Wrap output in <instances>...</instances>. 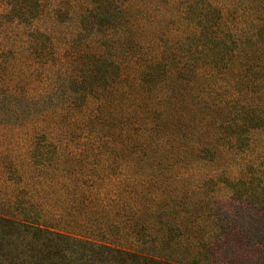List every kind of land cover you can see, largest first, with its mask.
<instances>
[{
  "label": "trees",
  "instance_id": "16d2710c",
  "mask_svg": "<svg viewBox=\"0 0 264 264\" xmlns=\"http://www.w3.org/2000/svg\"><path fill=\"white\" fill-rule=\"evenodd\" d=\"M65 7L76 10L83 25L64 39L72 56L55 52L50 26L38 24L44 16L55 22ZM0 9L28 24L31 57L52 51L62 66L34 93L20 78L7 87L0 84L14 101L34 105L30 119L21 124L27 133L19 131L25 133L19 143L23 153L11 156L18 144L14 141L9 151L0 152V264H86L78 246L141 244L150 236L142 230L143 222L132 232L123 226L131 222L128 216L125 223L123 207L131 203L137 209L140 198L128 199L131 195L117 187L101 193L106 187L97 177L103 181L108 173L97 170L95 157L87 169L68 161L67 137L73 131L59 122L73 120L82 129L93 125L108 139L118 135L120 145L151 152L154 169L172 168L175 162L177 177L185 180L193 178L189 171L254 151L256 134L264 130V0H0ZM88 21L104 27L99 37L90 38L95 44L90 46L79 36ZM109 66L118 77L106 89L96 82L106 83ZM56 78L73 87L63 89ZM110 96L114 103L105 100ZM49 113L56 115L45 119ZM84 156L75 158L81 164ZM261 156L257 163L245 159L248 166L236 177L224 167L196 174V179H213L227 188V199L236 204L218 209L223 212L221 229L204 246L211 260L202 261L196 252L187 263L264 264V152ZM189 194L187 185L179 186L169 208L187 211L183 203ZM109 195L107 203L103 197ZM106 204L116 206L111 233L97 227L91 215ZM171 224L166 227L180 228ZM15 230L23 233L16 241L10 237ZM154 233L153 240L161 236L158 227ZM67 251L79 256H67Z\"/></svg>",
  "mask_w": 264,
  "mask_h": 264
},
{
  "label": "rangeland",
  "instance_id": "374dc122",
  "mask_svg": "<svg viewBox=\"0 0 264 264\" xmlns=\"http://www.w3.org/2000/svg\"><path fill=\"white\" fill-rule=\"evenodd\" d=\"M5 9L3 12L0 9V84L3 81L4 85H1L7 87L16 81L17 78H20L24 82L26 81L24 88L27 90L31 89V93H34L49 84L50 78L47 75L50 72H60L62 70L59 58L53 56L55 52L60 51V53L72 56L71 49L66 50V46L63 43L68 33H73L80 19L75 16L77 11L73 10L72 7L60 8L55 22H51V19L48 17H42L38 24L42 27L50 26L52 35L57 39L55 45L58 49L55 52L46 51L41 56L35 54V58H33L29 55L28 50H26V48L30 49L29 42L25 38L28 24H19L12 19L14 12L5 13ZM90 23L91 21L86 22L84 24L85 30L83 29L79 33L80 38L85 41L86 46L95 45L90 38L99 37V32L104 28L103 26H96L94 23L90 25ZM79 25L83 28L82 24ZM44 46L50 47V44L46 43ZM149 51L151 52V48ZM152 55H156V53ZM152 55L147 57H152ZM147 57L144 58L146 59ZM123 59L127 61V59ZM73 60H79V58ZM127 64L128 62L125 66ZM109 69V73H111L110 66ZM106 75H108L106 83L99 81L96 83L97 85L99 83L101 85L105 84V88L110 89V87L114 86L113 83L116 77H118V73ZM93 77L97 79V77ZM127 77L129 81H132L131 74H127ZM54 80H58L59 85L63 89L67 88L70 90L73 87L72 84L69 85L60 78ZM125 80L127 81L126 74ZM145 82L144 80V84ZM125 84H118L117 87L123 88ZM0 91L2 92L4 89ZM114 99L116 98L110 96L105 100L114 103ZM120 101L122 104L129 103L124 100ZM33 106L24 101H14L7 93H0V152L1 150L9 151L8 149L14 141L18 142V144H15L14 148L9 151L11 156L16 159L23 153V147L19 143L23 139L21 136L25 133L21 134L19 131L26 132L24 129L28 127L21 124L30 119L32 116L30 114L34 110ZM44 115H48L45 119H51L52 116L50 115L54 116L56 114L49 113ZM70 121L68 123L56 122L59 126L73 131L70 134V139L67 137L70 145L68 151L70 159L68 161L73 163L76 161V166L78 165L80 168L87 169L89 167L87 162H92V159L95 157L98 160L97 170L107 171L108 173V177L103 181L97 177V183L100 182L102 188L106 187L101 189V193H104V191L108 192L107 189L117 187L125 195H131L128 199H141L137 209L136 204L130 206L131 203H127L126 207H123L122 210L126 211L123 213L124 216L122 215L125 223L128 222V216H131L129 218L131 220L130 225H123L125 226V230L132 232V229L140 225L141 222H143L144 228L142 230H144L145 234L149 232L150 236H152L157 231V227L161 230L159 238L153 240L149 236L141 244L122 242L112 248L103 247L100 244L82 245L80 248L78 246V250L82 249L85 252L84 260H86V264H189L187 263L188 258L190 256L194 257L198 252H201L200 257L202 261L211 260V258L205 256L206 248L204 246L208 243L211 244L210 241L213 240L214 235L219 233L221 229L219 225L222 223L223 212L218 209L225 206L232 207L236 202H234V199H227V188L216 184V181L213 179L201 181L200 177L196 179L195 176L205 171L216 170L220 172L226 169V171H230L231 175L236 177L237 173L243 171V167L248 166L243 164L246 163L245 159L250 157L249 164L257 163V159L262 157L261 155L264 152V130L256 134V142L254 143L255 146L252 153H246L245 155L237 154L231 157L230 160L218 162L212 166H209V164L199 167L197 172L189 171L193 175V178L185 180L177 177L176 173L179 170H176L175 162L171 161V164L175 167L166 169L156 167L154 169V166L151 164L156 160L152 158L151 152L146 154L141 152V150L138 151V148H127L124 145H120L121 142L118 135L108 139L105 137L104 130H99V134L93 130V125L91 128L82 129L81 125ZM45 124L49 125L48 128L52 127V122H45ZM107 134L109 135V132ZM120 140H123V135ZM102 142L107 143L106 146H101ZM80 145H83L84 148L82 149ZM78 153H81L83 156L85 155L81 164L75 158V155ZM51 156H54V152H52ZM140 156L142 159H139ZM219 167H224L225 169H220ZM184 185H187L188 191H190L187 201L183 203V206H185L183 208L187 211L170 209L169 207L172 203L169 199L177 198L176 190L178 191L179 186L181 190L185 189ZM130 190L134 192V195H132ZM111 194H115V192L112 191ZM103 199L108 203L107 200L111 201V196L109 195L107 198L103 197ZM109 206L110 204L103 205L101 210L92 211L91 215H93L94 218L92 220L96 223L97 227H104L111 233L115 228L110 229L109 223L117 218L112 215V207L114 211L116 206ZM171 223L180 224V230L175 227L172 229L167 228L166 226L170 227L174 225ZM120 228H122V225H120ZM18 234L22 235L23 233H18L15 230L12 231L10 237L16 241ZM33 242L35 243V241ZM202 255L204 256L202 257ZM67 256L78 257L79 253L76 251L73 254V252L67 251ZM5 263L10 264L11 262L6 260ZM80 264H84V261Z\"/></svg>",
  "mask_w": 264,
  "mask_h": 264
}]
</instances>
